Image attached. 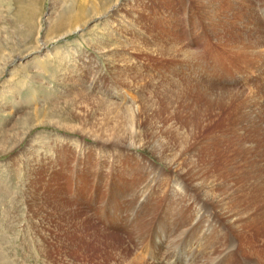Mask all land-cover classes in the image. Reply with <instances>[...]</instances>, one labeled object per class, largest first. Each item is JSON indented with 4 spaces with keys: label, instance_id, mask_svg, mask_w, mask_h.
Returning a JSON list of instances; mask_svg holds the SVG:
<instances>
[{
    "label": "rangeland",
    "instance_id": "obj_1",
    "mask_svg": "<svg viewBox=\"0 0 264 264\" xmlns=\"http://www.w3.org/2000/svg\"><path fill=\"white\" fill-rule=\"evenodd\" d=\"M166 250L264 264V0H0V264Z\"/></svg>",
    "mask_w": 264,
    "mask_h": 264
},
{
    "label": "bare ground",
    "instance_id": "obj_2",
    "mask_svg": "<svg viewBox=\"0 0 264 264\" xmlns=\"http://www.w3.org/2000/svg\"><path fill=\"white\" fill-rule=\"evenodd\" d=\"M64 16H62L61 17V19L63 18ZM62 22V21H61ZM60 22V23H61ZM59 25H57V27H58ZM62 26V25H61ZM57 27H55V29L57 28ZM59 28V27H58ZM236 82V81H235ZM233 84V83H232ZM204 212H206V208L204 207V208H202V207H200ZM161 238V237H160ZM157 240V239H156ZM161 241V240H160ZM208 245H210V246H212L211 244H210V242L209 243H207V242H204L203 244H202V249L203 248H206ZM210 246H208V247H210ZM166 255H164V256H162L163 257V261L164 262H166L167 264H177V263H182V264H184L183 262H185L186 260H184V257L183 256H181V255H178V256H174V254H172V253H170V251L169 250H166ZM201 258V257H200ZM228 259H229V264H241L242 262H240V259L238 260V258L235 256V255H230L229 257H227ZM240 258V257H239ZM173 259H175L176 260V263H173ZM204 259V257H202L201 258V260H200V262H201V264H206V262L203 260ZM174 260V261H175ZM246 263H247V261H245ZM248 262H250V261H248ZM253 262V261H252ZM163 262L161 261V264H162ZM226 263V262H225ZM159 264V263H158ZM211 264H220V263H218V262H213V263H211ZM242 264H244V263H242ZM249 264V263H248Z\"/></svg>",
    "mask_w": 264,
    "mask_h": 264
}]
</instances>
